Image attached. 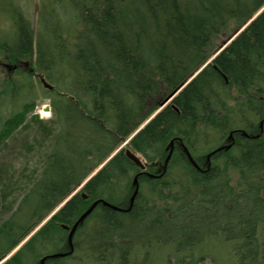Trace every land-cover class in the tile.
I'll return each mask as SVG.
<instances>
[{
  "label": "trees",
  "instance_id": "16d2710c",
  "mask_svg": "<svg viewBox=\"0 0 264 264\" xmlns=\"http://www.w3.org/2000/svg\"><path fill=\"white\" fill-rule=\"evenodd\" d=\"M64 1L74 14L63 34L46 24L34 35L13 8L21 24L7 58L35 53L53 87L36 72L0 77V108L15 95L20 105L0 114V146L22 130L49 148L15 208L0 193V260L51 214L5 264L35 261L41 249L66 253L47 264H264V0ZM43 99L52 118L26 119ZM238 131L250 138L199 166Z\"/></svg>",
  "mask_w": 264,
  "mask_h": 264
},
{
  "label": "rangeland",
  "instance_id": "374dc122",
  "mask_svg": "<svg viewBox=\"0 0 264 264\" xmlns=\"http://www.w3.org/2000/svg\"><path fill=\"white\" fill-rule=\"evenodd\" d=\"M1 5L4 7H2ZM13 8H15V11H17L22 16V18L25 20L24 22H26L28 26L30 25V28L34 35L38 32V30L44 29V26L46 24L53 25V29H58V31L63 34L65 30L64 26H67L65 24H68V22L71 21V16L74 14V11L72 12L71 7H69L64 0H4L3 3L2 0H0V77L6 80L9 79L15 81L16 78L20 76L19 74L24 75L25 73L28 74L30 72L34 74L36 72V77H39L43 80L44 75L38 73L35 69V53H33V57L31 59L22 58V60L28 62L29 66H21V70L20 68L13 69V66L16 62L11 61L9 58H7V55L10 54L11 50H9V53H7L6 46H15L17 44L15 34L21 24L20 20H14L15 13ZM49 35L52 34L50 33L48 34V36ZM44 81L46 82V84H50L49 81ZM9 97L10 98L5 99L4 102L11 101V97L13 96L9 95ZM0 100H2V98H0ZM16 100L17 96L15 95L13 103L4 104L5 106L0 108V114L2 113L1 116L4 117L5 115H7V112L10 110V108L16 110V108L18 109L20 107V105H18L19 103L16 102ZM13 104L15 105V107H12L14 106ZM47 104H49V101L47 99L39 101L34 110L25 115L26 119H29L32 116H37L43 121L50 120L52 118L51 111H45V113H42L44 111L43 107L47 106ZM26 132L27 131L22 130L14 132L10 139L6 142L7 146H4L3 148L0 146V193L2 192V189H4L3 192H9V199L6 202V205H12V208H15L19 201V198L22 196V194L25 193L26 189L29 187V181L32 180V178H30L32 177V174L34 172L36 174L42 167L43 158L49 151V148L46 146L47 144L43 146H38V139L32 138L30 136V133ZM25 142H28V146L26 145L27 148H24L22 144ZM123 144L124 142L121 143L117 150L121 148ZM125 146L126 145H124V147ZM17 150H22V154L20 156L17 155ZM178 150L187 158V154L184 153V147L180 146ZM204 159L205 158H202V163H199V166L208 165V161ZM2 165L7 167H3ZM158 169L161 170L164 168L162 165H159ZM84 183L85 181L79 184V186H77L74 191H79ZM95 203L96 205L93 206ZM98 204L99 202L94 201L86 211H88L91 207H96ZM102 204L107 205L103 202ZM110 206L112 205L108 204V207ZM50 215L43 219L41 223L36 226L31 233L28 232L27 236L22 240V242L17 247H15L9 254H7L0 260V264H5L16 253V251H18L20 247L31 237V235H33L35 231L45 221L49 219ZM82 222L83 220L80 223H77L76 228ZM71 229L69 230V232L71 231ZM65 248L70 249L68 239ZM52 251L53 250L41 249L39 250V252H35V255L37 257L36 260L34 259L35 261H31L32 256L34 254H31L30 256L25 255L22 259L27 264H41V262L43 264H47L52 259H56L52 257L53 255H55L54 253H51ZM203 264L210 263L208 261H205Z\"/></svg>",
  "mask_w": 264,
  "mask_h": 264
},
{
  "label": "water",
  "instance_id": "95a60500",
  "mask_svg": "<svg viewBox=\"0 0 264 264\" xmlns=\"http://www.w3.org/2000/svg\"><path fill=\"white\" fill-rule=\"evenodd\" d=\"M238 33V31H236L234 34H233V36H231L227 41H225V42H223V47L229 42V41H231V39L236 35ZM221 46V47H222ZM44 86L45 87H47V88H49V89H51V87L50 86H48L47 84H44ZM184 86V83L183 84H181L178 88H176L175 90H173L163 101H161L160 103H159V107H163L168 101H170L173 97H174V95H176V93L182 88ZM50 108H49V106H46L45 107V110L46 111H48ZM261 126H262V124H261ZM243 135L244 136H247V134H245V133H243ZM254 137H257V136H254ZM228 140H231V144H228V145H225V146H220L219 148H217L215 151H213V152H211L208 156H207V161H208V163H209V161H210V156L211 155H213L214 153H216V152H221V151H227L229 148H230V146L232 145V143L234 142V140H233V137H232V134H230L229 136H228ZM169 149V151H168V155H167V157H166V159H165V161H164V164H163V168L165 169L166 168V165H167V162H168V160H169V158H170V155H171V153H172V151H173V142H170L169 143V147L167 148V150ZM186 154H187V158H188V160H189V162H190V164L192 165V166H194L195 168H199L198 166H197V164L194 162V160L191 158V156H190V154H189V152L188 151H186ZM128 156H129V158L130 159H134L133 158V156L132 155H129L128 154ZM150 177H154V176H151V175H149ZM138 182H137V178L135 177L134 178V180H133V187H134V190H133V192H132V194H131V197H130V203H132L133 202V200H134V198H135V196H136V194H137V192H138V184H137ZM96 205V203L93 205V206H95ZM113 210H118V211H126V209L125 208H119V207H116V206H110ZM92 208L93 207H91L88 211H86L80 218H79V220L74 224V226H73V228L71 229V231L69 232V235H68V241H69V246H70V251L72 250V245H71V236H72V233L75 231V228H76V225H77V223H80L85 217H86V215H88L89 213H90V211L92 210ZM64 255H66V253H57V254H55V255H53L52 257L53 258H58V257H63ZM41 264H43L42 262H41Z\"/></svg>",
  "mask_w": 264,
  "mask_h": 264
},
{
  "label": "flooded vegetation",
  "instance_id": "af4514ba",
  "mask_svg": "<svg viewBox=\"0 0 264 264\" xmlns=\"http://www.w3.org/2000/svg\"><path fill=\"white\" fill-rule=\"evenodd\" d=\"M31 46H33V42H32V45ZM18 68H20V69H22L21 68V66H29L28 65V62L27 61H24V60H19V62H18ZM208 64L207 63H205V67L207 66ZM14 68V67H13ZM29 68V67H28ZM213 68L214 69H217L215 66H213ZM9 70H10V68H9ZM224 81L226 82V78L224 77ZM170 103V102H169ZM168 103V104H169ZM167 104V105H168ZM229 136V135H228ZM228 136H227V138L223 141V143L221 144V145H219V146H217V147H215L212 151H210V152H208L207 154H205L204 156H202V158H205L204 160H206L207 159V156L211 153V152H213V151H215L217 148H219L220 146H225V145H227V144H229L230 142H231V140H228ZM232 136H233V140H234V142H235V140L237 139V138H239V139H242V138H250L249 137V135L247 134V136H244L243 135V132H237V133H235V134H232ZM179 143V142H178ZM182 147H186V146H184V145H182ZM186 149H187V147H186ZM180 150H183V149H180ZM187 151H188V149H187ZM184 152H185V149H184ZM222 152H225V151H221V152H216V153H214L213 155H215V154H220V153H222ZM186 153V152H185ZM213 155H211V156H213ZM210 156V157H211Z\"/></svg>",
  "mask_w": 264,
  "mask_h": 264
},
{
  "label": "bare ground",
  "instance_id": "6f19581e",
  "mask_svg": "<svg viewBox=\"0 0 264 264\" xmlns=\"http://www.w3.org/2000/svg\"><path fill=\"white\" fill-rule=\"evenodd\" d=\"M200 60V59H199ZM207 67V66H206ZM9 82V81H8ZM11 88V87H10ZM14 94V93H13ZM42 113H45L44 111Z\"/></svg>",
  "mask_w": 264,
  "mask_h": 264
}]
</instances>
